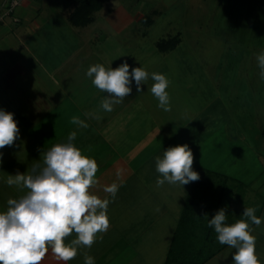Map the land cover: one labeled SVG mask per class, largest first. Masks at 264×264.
<instances>
[{"label": "rangeland", "instance_id": "374dc122", "mask_svg": "<svg viewBox=\"0 0 264 264\" xmlns=\"http://www.w3.org/2000/svg\"><path fill=\"white\" fill-rule=\"evenodd\" d=\"M7 1L9 0L4 4ZM76 3L77 0L29 2L34 13L40 12L38 22L41 25L31 34L25 33L24 38L27 40L26 45L30 46L28 48L35 55L43 57L40 59L43 60L42 72L39 75L34 74L40 70L34 69V89L29 87L26 91V87L18 85H13L11 90L5 89L15 110L21 106L28 107L30 103L42 104L43 92L46 103L57 102L52 100L61 97L57 114H60L61 120H71L78 113L71 111L75 108L71 104H78L80 107L91 105V102L101 104L108 95L97 89L92 78L86 76L89 66L101 64L105 68L115 69L126 62L130 73L132 68L141 67L149 73L150 81H153L151 73H161L170 81L172 87L179 90V86H184L185 83L191 86L195 94L190 96L184 91L186 89L179 90L180 99L176 95V103L175 97L173 98L167 88L171 110L164 111L158 107V100L151 93V87L147 88L146 83L142 84L141 91L137 92L133 81L131 94L122 103L115 105L114 109L126 103L129 105L130 101L140 100L144 108L156 114L162 135L185 139L186 135H181L183 129L190 130L191 133L199 130L195 123L187 127L189 113L203 107L204 101L208 102L221 87L223 107L222 111L216 112L215 119L221 125L229 126L232 123L227 136L232 134L233 145L229 146L225 141L218 144L220 151L216 156L211 153L215 159L211 161L217 165H227L226 169L229 170L233 167L230 165L231 161L237 160L239 166L245 170L246 174L241 175L240 179L246 184H233L228 180L223 181L224 184L228 183L223 186L227 188V192L232 188L229 192L234 196L247 198L254 208L260 209L264 191H257L256 186L264 180V138L261 137L264 135V128H261L264 126V108L258 110L259 124L256 123V126L253 121L252 126L236 128L234 122L242 124L240 121L243 115L254 113L256 108L250 102L251 99L255 104L261 101L264 103V79L260 77L261 69L256 59L258 54L264 52V0H109L103 9L93 14L94 22L84 28L72 26L67 20ZM21 4L15 7L12 16L7 17L4 23L18 26L22 22L23 12L26 13L28 8ZM137 11L142 15H151L152 11H158L159 14L152 16V25L146 28L138 21L141 15H135ZM13 17L20 23H14ZM174 37L181 44L172 52L168 49L163 50L162 53L165 54L159 53L157 43L162 39L173 41ZM69 55L71 58L65 61ZM52 58L60 65L55 77L54 66L49 64ZM239 72L240 85L237 78H233L235 75L231 77V73ZM204 73L208 77H204ZM244 82L249 88H253L252 95L245 89ZM5 90L3 92L7 93ZM65 94L71 95L72 101L69 102ZM181 97L193 98L187 104L191 110H186L187 105L181 102ZM208 108L203 110L205 118L210 115ZM88 113L107 118L112 112H105L98 107L95 112ZM172 124L176 127H171ZM179 128L181 131L178 134L176 131ZM220 128L207 126L201 132L207 134L216 130L217 133ZM196 135L199 136L197 133ZM225 140L229 138L226 137ZM261 220V225L254 229L255 251L260 264H264V235L261 233L264 230V220ZM159 250L161 253V245ZM234 252L235 249L227 247L207 264H233ZM160 256L161 254L159 258Z\"/></svg>", "mask_w": 264, "mask_h": 264}, {"label": "crops", "instance_id": "0c3cea01", "mask_svg": "<svg viewBox=\"0 0 264 264\" xmlns=\"http://www.w3.org/2000/svg\"><path fill=\"white\" fill-rule=\"evenodd\" d=\"M30 1L33 0H20L22 3L20 4L28 10L26 13L23 12L24 17L18 26L8 23L0 25V98L4 95L0 99V109L12 113L19 128V139L12 146L0 149V153L3 154L2 163H0V212L7 211L9 198L18 199L28 191L27 189L21 191L16 186H8L6 183L7 176L15 175L17 172L21 174L30 172L36 163L43 167L44 154L55 144L67 142L69 133L75 131L77 136L72 143L81 150L82 155L94 159L98 164V172L96 173L98 184L90 189V193L101 199L112 200V197L104 192L103 188L112 183L122 186L119 187L115 199L108 206L107 215L110 226L107 232L98 234L91 249L81 248L77 257L68 261L67 264H84V252L94 257L95 264H165L178 232L183 240H190L191 238H209L212 240L208 246V253L212 256L204 263L207 264L229 247L221 245L216 238L217 234L214 228L208 227V220L220 209H224L226 212L225 223L227 225L244 219L250 224L253 229L251 234L254 235V229L257 226L252 225L251 221H248L242 214L244 208L255 206L247 198L234 196L232 192H229L232 188L228 190V193L227 188L223 186V181L228 180L233 184H246L244 180L240 179L241 175L246 174L245 170L239 166L237 160L231 161L230 165L233 166L231 167L233 169L230 168L229 170L226 169L227 165L221 166V164L212 163L214 158L211 153L213 152L216 156L220 151L218 144L225 141L228 142L229 146L233 145L231 143L233 141L232 134L227 136L229 134L228 128L232 123H229V126L228 124L221 125L215 119L216 112L222 111L221 107H223L221 87L208 102L204 101L203 107L189 113V119L192 121L186 122L187 127L195 123L199 130L191 133L190 130L185 131L183 129L181 131L179 128L176 131L178 134L181 131V135H186L185 139H177L174 135L171 137L162 135L159 129L161 126L155 118L156 114H152L148 108H144L140 100L130 101L131 104L129 105L127 103L118 105L119 107L116 106L111 111L112 113L108 114L110 116L102 117L99 120L93 118V115L86 114H89V111L95 112L101 104L91 102V105L86 104L85 107L71 104V106H75L74 110L71 111L78 112L76 116L88 124L87 128L78 127L66 118L61 120L60 114H57V109L60 107L62 98H54L52 101L57 102L46 103L43 92L42 104L30 103L28 107L21 106L15 110L14 104L8 97V91L5 89L11 90L13 85L26 87V91L29 90V87L34 89V74L39 75L42 72L43 60H40L42 56L35 55L33 50L28 48L29 45H26L27 40L24 38L25 33L31 34L41 25L38 22L40 12L34 13L30 9ZM74 7L75 5L72 10ZM158 14V11H152L150 16L154 17ZM135 15H141V18L137 19L141 23L146 16H149V14L142 15L140 11H137ZM178 38L180 39L179 35ZM180 44L179 40L173 45L174 47L170 52ZM158 52L165 54L159 50ZM70 58V55L67 56L65 61ZM53 60L52 58L49 64L54 66L55 77L60 65L58 66L57 61ZM35 68L40 70L35 71ZM34 71L38 73L33 74ZM205 73L204 77H208V74ZM234 75L236 77L233 78H237V83L240 85L241 73H231V77ZM145 83L147 84L146 87L149 86L150 88L155 81L147 80ZM244 85L245 89L252 95L253 88H249L245 82ZM181 87L184 88L181 89ZM168 88L173 98L176 95L179 96V90L184 89H186L184 91L187 92V95L195 94L193 89L191 90V86L185 85V83L184 86H179V90L171 85ZM4 90L7 93H4ZM68 94L65 95L68 96L70 102L72 99L71 95ZM178 98L180 99V96ZM174 99L177 103V97ZM181 99H183L181 102L187 105L193 98L184 99L181 97ZM250 102L253 103L256 110L249 115H243L240 121L242 124L234 122L236 128L252 126L253 121L255 126L256 123L259 124L258 113L260 109L264 108V103L261 101L255 104L253 99ZM14 103L16 104L15 100ZM206 107H209L207 111L210 112V115L205 118L203 110ZM188 109L190 106L187 105L186 110L188 111ZM79 111L81 112L79 113ZM207 126L221 128L219 132L216 133V130H214L215 132L211 130L207 135L205 132H201L202 128ZM235 134L238 136L236 130ZM226 137L229 140H225ZM242 137L245 141L243 135ZM261 137L264 138V135ZM234 139L237 140V137ZM183 144H187L193 153L192 169L200 176L199 188L194 191V182L181 187L166 182L163 186L157 187L156 180L160 174L156 171V157L162 158L166 149ZM261 181L256 186L257 191H264V180ZM191 195L194 199L191 203L193 210L189 212L188 218L191 225L182 228L180 222L185 215V208ZM262 200V206L260 209L258 208L255 215L264 220V196H262ZM261 233L264 235V230ZM75 236L76 234L73 233L65 242L69 243ZM160 245L162 246L161 253ZM42 264H65V262L56 260L51 249H49Z\"/></svg>", "mask_w": 264, "mask_h": 264}, {"label": "clouds", "instance_id": "9594fccd", "mask_svg": "<svg viewBox=\"0 0 264 264\" xmlns=\"http://www.w3.org/2000/svg\"><path fill=\"white\" fill-rule=\"evenodd\" d=\"M256 59L261 69L260 77L264 79V52ZM86 76L92 78L97 89L108 94L100 107L111 112L115 105L131 94L133 81L137 92L141 91L149 73L141 67L132 68L130 73L125 62L115 69L101 64L91 65ZM151 79L155 83L150 90L158 100V107L170 111V96L166 91L170 81L161 73H151ZM93 118L101 119L98 115ZM71 123L81 128L88 127L77 116L72 117ZM76 136L73 131L69 133L67 142L52 146L44 154L43 167L36 163L30 172L7 176L8 186L28 191L18 199L9 198L7 211L0 212V264H42L49 249L56 260L67 264L77 257L81 248L91 249L98 234L107 232L110 226L108 206L122 185L112 183L103 188L112 200L90 193V189L98 184V164L82 155L72 143ZM18 139L19 128L13 114L0 109V149L12 146ZM2 155L0 153V163ZM193 160L187 144L166 149L162 158L155 159L156 171L160 174L156 180L157 187L166 182L181 187L198 181L200 176L192 169ZM256 211L254 207L244 208L242 216L259 227L262 220L255 215ZM226 219L225 210L220 209L208 220V227L214 228L221 245L235 249L233 264H260L255 251L256 237L251 234L250 224L240 219L227 225ZM73 233L75 238L66 243ZM83 255L84 264H95L93 256L87 252Z\"/></svg>", "mask_w": 264, "mask_h": 264}, {"label": "trees", "instance_id": "16d2710c", "mask_svg": "<svg viewBox=\"0 0 264 264\" xmlns=\"http://www.w3.org/2000/svg\"><path fill=\"white\" fill-rule=\"evenodd\" d=\"M6 0L0 1V13L7 8L11 0L7 1V4H4ZM108 0H77L74 9L69 14V22L76 27H85L94 21L93 14L102 9L104 3ZM13 13H11L12 16ZM14 19V17H13ZM14 22V21H13ZM153 22L152 16H146L142 20V24L147 28L150 27ZM4 22H0L2 25ZM14 23H20L18 20ZM174 40H160L157 43V48L159 51L164 52L163 50H171L179 39L173 38ZM199 181V180H198ZM198 181L194 182V191L199 188ZM225 195V193H224ZM193 195L188 198V202L185 208V215L180 222V227H188L191 223L188 221L190 216L189 212H192L193 208L191 203H193ZM187 219V220H186ZM187 222V223H185ZM209 238L203 239H193L183 240L181 234L178 232L173 241V247L168 253V257L165 264H204L208 261L212 254L208 253V246L210 243Z\"/></svg>", "mask_w": 264, "mask_h": 264}, {"label": "built area", "instance_id": "2783aa9c", "mask_svg": "<svg viewBox=\"0 0 264 264\" xmlns=\"http://www.w3.org/2000/svg\"><path fill=\"white\" fill-rule=\"evenodd\" d=\"M20 3V0H11L7 8H5L2 13H0V22H4L7 17H11V13H13L15 7L19 6ZM13 21L17 22L18 19L14 18Z\"/></svg>", "mask_w": 264, "mask_h": 264}]
</instances>
